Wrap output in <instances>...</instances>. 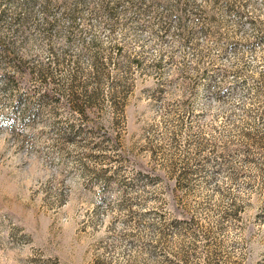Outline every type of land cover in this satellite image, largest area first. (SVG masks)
<instances>
[{"label":"rangeland","instance_id":"obj_1","mask_svg":"<svg viewBox=\"0 0 264 264\" xmlns=\"http://www.w3.org/2000/svg\"><path fill=\"white\" fill-rule=\"evenodd\" d=\"M0 264H264V0H0Z\"/></svg>","mask_w":264,"mask_h":264}]
</instances>
